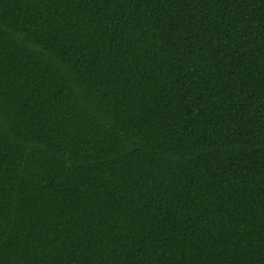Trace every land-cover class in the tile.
I'll list each match as a JSON object with an SVG mask.
<instances>
[{"label":"trees","instance_id":"trees-1","mask_svg":"<svg viewBox=\"0 0 264 264\" xmlns=\"http://www.w3.org/2000/svg\"><path fill=\"white\" fill-rule=\"evenodd\" d=\"M0 264H264V0H0Z\"/></svg>","mask_w":264,"mask_h":264}]
</instances>
